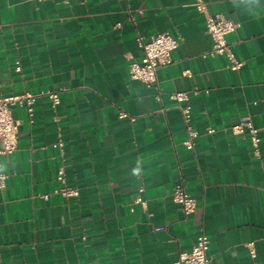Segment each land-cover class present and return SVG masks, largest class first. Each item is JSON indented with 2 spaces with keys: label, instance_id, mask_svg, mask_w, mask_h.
I'll return each mask as SVG.
<instances>
[{
  "label": "crops",
  "instance_id": "0c3cea01",
  "mask_svg": "<svg viewBox=\"0 0 264 264\" xmlns=\"http://www.w3.org/2000/svg\"><path fill=\"white\" fill-rule=\"evenodd\" d=\"M195 1L0 0V94L60 97L39 95L32 116L11 106L18 146L0 156L1 264H171L201 232L210 264H264V0L254 11L252 0H204L239 23L226 37L240 69L210 53ZM163 31L179 45L147 86L129 73L143 54L137 36ZM175 90L188 91L200 131L193 150ZM245 115L258 152L231 128ZM60 167L78 196L52 193ZM181 178L196 200L188 215L172 198Z\"/></svg>",
  "mask_w": 264,
  "mask_h": 264
},
{
  "label": "built area",
  "instance_id": "2783aa9c",
  "mask_svg": "<svg viewBox=\"0 0 264 264\" xmlns=\"http://www.w3.org/2000/svg\"><path fill=\"white\" fill-rule=\"evenodd\" d=\"M194 5L198 12L202 13L205 18L207 31L213 38L210 53L225 54L229 59V67L232 69H240L243 66V60L236 57L231 43L227 40V34L233 32L239 23L233 19L227 18L222 14H213L207 10L204 0H196ZM137 43L143 50L140 60H133L129 64L130 76L134 79L143 81L147 86H155L158 82L157 70L163 65L172 62V52L179 45V37L169 31L159 32L146 38L143 35L137 36ZM16 69H20L18 63ZM39 95H47L53 102L57 104L60 101L59 93L56 90L41 91L33 93L25 91L20 94L3 96L0 94V156L13 152L18 146V125L19 122L14 118L11 106L19 104L25 106L29 115H33V105ZM170 98L176 101L178 107L183 113L184 122L187 128V137L183 141L185 147L193 150L196 139L200 135V131L192 124L191 106L187 102L189 99L188 91L175 90L170 92ZM124 111L120 112V116H126ZM233 132L247 135L256 152L259 151L261 137L259 130L255 126L250 116H241L240 120L231 126ZM215 131V128L208 127L207 133ZM56 178L62 185L54 188L52 193H59L66 198H72L79 195L77 187L69 186L65 183V170L63 167L58 168ZM7 174L0 170V188L6 185ZM142 187L139 191H142ZM51 193L41 194L42 198L48 200ZM174 201L181 204L185 215L192 213L196 208L195 198L188 192L183 178L179 179L172 191ZM136 200L145 205L146 201L138 195ZM162 226L156 227L161 229ZM253 245V242L250 243ZM209 238L201 232L190 250H179L177 257L171 264H210L208 255ZM1 264V263H0Z\"/></svg>",
  "mask_w": 264,
  "mask_h": 264
},
{
  "label": "clouds",
  "instance_id": "9594fccd",
  "mask_svg": "<svg viewBox=\"0 0 264 264\" xmlns=\"http://www.w3.org/2000/svg\"><path fill=\"white\" fill-rule=\"evenodd\" d=\"M252 4H253V7H252L251 11H254L255 7L259 6L261 4V0H252ZM133 172H134V174H138L139 169H134Z\"/></svg>",
  "mask_w": 264,
  "mask_h": 264
}]
</instances>
